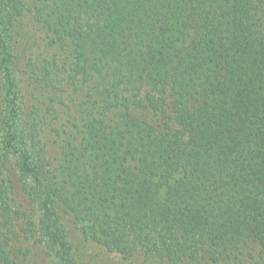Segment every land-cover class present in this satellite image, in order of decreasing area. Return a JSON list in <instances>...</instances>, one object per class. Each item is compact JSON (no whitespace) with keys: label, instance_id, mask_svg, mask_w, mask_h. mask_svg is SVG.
Listing matches in <instances>:
<instances>
[{"label":"trees","instance_id":"obj_1","mask_svg":"<svg viewBox=\"0 0 264 264\" xmlns=\"http://www.w3.org/2000/svg\"><path fill=\"white\" fill-rule=\"evenodd\" d=\"M22 243L264 264V0H0V264Z\"/></svg>","mask_w":264,"mask_h":264},{"label":"rangeland","instance_id":"obj_2","mask_svg":"<svg viewBox=\"0 0 264 264\" xmlns=\"http://www.w3.org/2000/svg\"><path fill=\"white\" fill-rule=\"evenodd\" d=\"M19 196L20 192L18 191L17 197ZM21 245L23 252H19V264H50V258L40 246H35L32 243H22Z\"/></svg>","mask_w":264,"mask_h":264}]
</instances>
